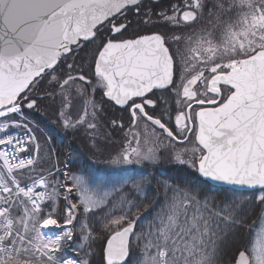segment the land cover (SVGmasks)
<instances>
[{"label": "snow or ice", "instance_id": "6c2138e0", "mask_svg": "<svg viewBox=\"0 0 264 264\" xmlns=\"http://www.w3.org/2000/svg\"><path fill=\"white\" fill-rule=\"evenodd\" d=\"M159 3L0 0V264H264V227L233 249L264 214V0ZM48 108L96 154L123 133L116 174L61 160L30 115ZM161 163L160 177L128 170Z\"/></svg>", "mask_w": 264, "mask_h": 264}, {"label": "trees", "instance_id": "16d2710c", "mask_svg": "<svg viewBox=\"0 0 264 264\" xmlns=\"http://www.w3.org/2000/svg\"><path fill=\"white\" fill-rule=\"evenodd\" d=\"M97 98H101V94L97 96ZM78 100V97L74 98ZM43 110V105H42ZM31 118L41 124L45 127L46 130H48V134L52 135V143L57 146L62 155L61 160L66 159L67 157L63 155V153H72V163L70 167L73 168L75 171L77 168L85 169L87 172H90L95 178L101 179L110 175L116 174L109 166L106 161L97 159V155L93 153L89 145L86 143V141L83 138V135L81 132H74L71 130L66 131L63 128L55 127L50 124H48L40 112H31ZM105 123V121H104ZM171 165L164 163L159 164L155 167L149 164H144L142 166H139L137 168L128 169L129 172H136L140 173L143 171H147V173H152L157 177H160L165 169H170ZM155 181H153V184ZM212 187L214 189H220L223 186H215L212 184ZM251 190H238L237 195H250ZM147 203V201L145 202ZM59 205L63 206V201L61 200L59 202ZM46 211H50V209H46ZM142 211V210H141ZM147 215V214H145ZM260 215L259 208L257 206V209L253 212L252 215L248 216L246 224L247 225H254L257 221L258 217ZM252 229L253 228H241L237 234L236 237V243L233 245V249L239 248L240 250H244L245 245H249L252 240ZM58 229H54V232H58ZM95 235H100L99 230L96 231ZM231 254V253H230ZM66 256H73L71 249H66L65 251Z\"/></svg>", "mask_w": 264, "mask_h": 264}, {"label": "flooded vegetation", "instance_id": "af4514ba", "mask_svg": "<svg viewBox=\"0 0 264 264\" xmlns=\"http://www.w3.org/2000/svg\"><path fill=\"white\" fill-rule=\"evenodd\" d=\"M145 2L147 3L148 0H145ZM173 2H177V0H160V3H159V7L157 8V11H159L161 8H164V7H167L170 3H173ZM153 30H159L161 32H169V33H176V34H180V33H183V32H187L188 29L187 28H173L171 26H167V25H164V24H158L157 27ZM100 93L97 92L94 94V96H99ZM156 95H167L166 93H163L161 94L160 92H157ZM155 98V97H154ZM101 100V98H99ZM103 103H104V106H105V109H106V116L107 117H111V118H116V117H123V123L125 125V131H127V128H128V124H129V120H128V116H127V113L122 111V109L120 108V106H116L114 105V103L112 102H109L108 99L106 97L103 98ZM171 115L174 119V116L176 114V105L174 103H172L171 105ZM159 111L160 109L157 108L156 111L153 113L154 115H158L159 114ZM143 123L144 122H141L140 124V129L143 128ZM105 125H107V120H105ZM171 127V124L169 125ZM110 130V129H109ZM123 138V133L121 132H117L113 135V139L115 140V143L113 144H110L108 146V151L111 152L113 151L114 149L118 148L119 147V142L120 140ZM194 140V137L192 136H189L188 138V146L191 145V142ZM161 164H164V163H161Z\"/></svg>", "mask_w": 264, "mask_h": 264}, {"label": "rangeland", "instance_id": "374dc122", "mask_svg": "<svg viewBox=\"0 0 264 264\" xmlns=\"http://www.w3.org/2000/svg\"><path fill=\"white\" fill-rule=\"evenodd\" d=\"M85 99H87V97H78V100L73 99V101H72V108H71V112L73 114H75L78 109L81 112L83 111V107L82 106L84 104ZM92 99L96 100L98 103L100 102V99L95 98V96H92ZM103 107L105 108L104 103H103ZM42 116H43V118L45 119V121L48 124H50L52 126H55V127L62 128L61 126H58V125L52 123V121L55 120V114H54V110L53 109L48 108L46 110V113L43 114ZM38 135H40V133H38ZM83 138L86 141V143L89 145L88 147L90 148V150L93 152V149L90 147L89 141L84 137V135H83ZM41 142H43V140H41ZM108 153H109V151H108V149H106L103 155H99V154H96V153L95 154L97 155V157H96L97 159H101V160L106 161V160H108ZM132 167L135 168L137 166H131L130 168H132ZM262 217H264V214L260 213L257 221L254 224L256 227H255V230L252 229V232L253 233H252L251 243L254 242V238H255L256 231H258L260 227H264V218H262ZM45 231H49V234H52L54 232V228H52L51 230H45ZM251 243H249V245H248L249 246V249L251 247ZM236 254H238V252Z\"/></svg>", "mask_w": 264, "mask_h": 264}, {"label": "water", "instance_id": "95a60500", "mask_svg": "<svg viewBox=\"0 0 264 264\" xmlns=\"http://www.w3.org/2000/svg\"><path fill=\"white\" fill-rule=\"evenodd\" d=\"M213 184H215L214 182H213ZM215 185H217V184H215ZM220 186V185H219ZM241 189H243V188H241ZM238 255V254H237Z\"/></svg>", "mask_w": 264, "mask_h": 264}]
</instances>
